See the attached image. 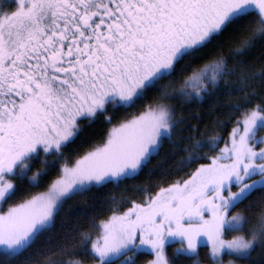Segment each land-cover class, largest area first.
I'll return each instance as SVG.
<instances>
[{"label": "snow or ice", "instance_id": "1", "mask_svg": "<svg viewBox=\"0 0 264 264\" xmlns=\"http://www.w3.org/2000/svg\"><path fill=\"white\" fill-rule=\"evenodd\" d=\"M109 187L96 215L70 203ZM202 247L264 264V0H0V264Z\"/></svg>", "mask_w": 264, "mask_h": 264}, {"label": "trees", "instance_id": "2", "mask_svg": "<svg viewBox=\"0 0 264 264\" xmlns=\"http://www.w3.org/2000/svg\"><path fill=\"white\" fill-rule=\"evenodd\" d=\"M214 103V101H205L203 104L201 105H193L190 109H186L185 110V114H191L192 116H196L197 113H199V119H200V127L203 129L204 125L207 124L209 122V116H208V112L210 107L212 106V104ZM192 123H196L197 121L195 119H193L191 121ZM97 132L101 131V129H97ZM99 137L96 135L92 136V139H98ZM170 163V161H169ZM167 165H165L166 167ZM179 176H183L184 178H187L184 173H178L176 175H173L171 177H169L167 182H171L172 180H175L177 178H179ZM140 183H144V184H151L152 188L155 189V185L157 183H159V178L156 176H153L151 178L147 177V176H141L140 180L138 181ZM167 182H165L164 186H167ZM124 191L123 187L120 190H111L110 187L109 188H100L97 190H94L93 192L87 193V203L80 199L77 198L75 201L70 202L73 203L77 209L79 208H87L89 209V216L92 215H96L97 212L94 211V209H99L101 207V205L104 204V202L106 200H109L113 195H115L118 199L121 196L122 192ZM138 196V194H136ZM235 211V210H234ZM110 214V213H109ZM72 219L76 220L78 225L83 226L86 224L87 221V217L85 218H77V217H72ZM176 245L173 244L168 248L169 253H171L172 249L175 248ZM204 248H201V264H205V261L203 260V255H204ZM148 259H150L151 257H147Z\"/></svg>", "mask_w": 264, "mask_h": 264}]
</instances>
